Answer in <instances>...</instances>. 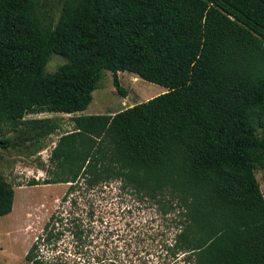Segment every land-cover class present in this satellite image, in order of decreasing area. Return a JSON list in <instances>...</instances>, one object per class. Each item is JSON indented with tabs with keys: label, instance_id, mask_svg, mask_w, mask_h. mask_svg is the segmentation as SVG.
<instances>
[{
	"label": "trees",
	"instance_id": "1",
	"mask_svg": "<svg viewBox=\"0 0 264 264\" xmlns=\"http://www.w3.org/2000/svg\"><path fill=\"white\" fill-rule=\"evenodd\" d=\"M59 1L54 18L43 0H0V125L85 110L104 70L122 97L124 71L167 91L113 114L72 117L42 183H67L61 202L79 214L52 212L25 259L53 264L41 246H55L65 231L81 247L92 244V195L118 181L156 206L164 260L264 264L255 175L264 168V0ZM51 54L65 62L45 73ZM29 122L38 135L57 128L48 118ZM75 192L79 201L68 200ZM13 198L0 177V216ZM85 264L113 260L94 254Z\"/></svg>",
	"mask_w": 264,
	"mask_h": 264
},
{
	"label": "rangeland",
	"instance_id": "2",
	"mask_svg": "<svg viewBox=\"0 0 264 264\" xmlns=\"http://www.w3.org/2000/svg\"><path fill=\"white\" fill-rule=\"evenodd\" d=\"M43 4L54 18L59 16V0H43ZM64 62L65 58L51 54L45 73L55 71ZM118 75L121 86L127 90L125 97L116 92L110 71L104 70L85 110L70 114L32 112L25 114L22 124L0 125V139L9 141L7 145L0 144V177L7 180L14 190L12 210L0 216V264H34L24 256L48 216L59 207L62 211L73 210L79 214V206L74 208L68 202H61L67 183H42L53 168L49 161L50 152L58 137L74 128L73 116L113 114L129 107L130 101L139 103L146 100L153 83L137 79L138 76L126 71ZM43 118L50 119L57 126L53 133L36 134L39 127L29 121ZM255 175L264 196V168L256 169ZM31 180L39 184L30 185ZM72 195L68 200L73 197L79 201L77 192ZM92 196L95 198L92 244L81 247L79 241L65 231L55 246H41V254L47 261L53 264H85L88 257L96 254L99 258H111L113 264H183L181 255L170 262L163 259L160 243L164 228L154 204L137 199L118 181L111 182ZM172 234L170 231L168 238H172Z\"/></svg>",
	"mask_w": 264,
	"mask_h": 264
},
{
	"label": "crops",
	"instance_id": "3",
	"mask_svg": "<svg viewBox=\"0 0 264 264\" xmlns=\"http://www.w3.org/2000/svg\"><path fill=\"white\" fill-rule=\"evenodd\" d=\"M125 72V71H124ZM120 73V72H119ZM118 73V74H119ZM136 75V74H135ZM137 76V75H136ZM152 83V82H151ZM153 84H155V83H153ZM153 84H151V86H153L152 87V90H151V92H149V94H147L145 97V99L147 100V99H149V98H151V97H153V96H156V95H158V94H161V93H163V92H165V91H167V88H165L164 86H162V85H159V84H155V85H153ZM133 104H135V102L134 101H130V104L128 105V106H131V105H133Z\"/></svg>",
	"mask_w": 264,
	"mask_h": 264
}]
</instances>
